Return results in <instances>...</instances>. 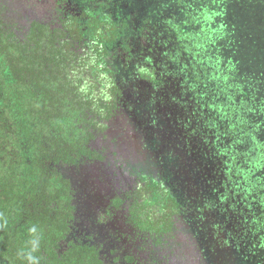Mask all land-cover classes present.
<instances>
[{"label":"flooded vegetation","instance_id":"1","mask_svg":"<svg viewBox=\"0 0 264 264\" xmlns=\"http://www.w3.org/2000/svg\"><path fill=\"white\" fill-rule=\"evenodd\" d=\"M185 21L169 0H0L2 68L18 74L20 48L24 94L37 74L34 91L72 112L46 175L66 202L44 200L48 218L34 224L6 218L55 240L40 263L251 264L264 246L255 143Z\"/></svg>","mask_w":264,"mask_h":264},{"label":"trees","instance_id":"2","mask_svg":"<svg viewBox=\"0 0 264 264\" xmlns=\"http://www.w3.org/2000/svg\"><path fill=\"white\" fill-rule=\"evenodd\" d=\"M169 2L186 17L185 23L191 29L188 32L196 39L203 61L211 67L220 87L234 97L236 110L244 112L242 127L247 140L255 143L258 158L254 171L264 187V0ZM96 19L90 23L100 24L101 20ZM109 31L117 34L116 28ZM91 39L98 48L105 45L104 39ZM114 39L115 36L108 37L107 44L111 45ZM19 49L12 52V71L17 75L9 76L4 62L0 64V264H42L39 257L51 251L55 240L50 235L43 237V242L32 235L22 236L21 220L6 218L27 217L34 224L35 217L48 218L44 200L66 202L64 186L46 175L47 162L53 160L54 154L50 150L62 145L56 138L70 129L63 124L72 112L52 108L57 102L55 97H41L34 91L41 81L37 74L26 76L24 94ZM77 97L85 104L96 98L87 93ZM100 111L97 109L96 113ZM64 156L57 155L56 160ZM251 254V264H264V246ZM236 264L247 263L239 259Z\"/></svg>","mask_w":264,"mask_h":264},{"label":"rangeland","instance_id":"3","mask_svg":"<svg viewBox=\"0 0 264 264\" xmlns=\"http://www.w3.org/2000/svg\"><path fill=\"white\" fill-rule=\"evenodd\" d=\"M81 193L78 195V202H79V211L82 214H87V190L81 188ZM82 230H79L77 232H81ZM85 240V241H84ZM80 243H87V237H79L77 239Z\"/></svg>","mask_w":264,"mask_h":264}]
</instances>
